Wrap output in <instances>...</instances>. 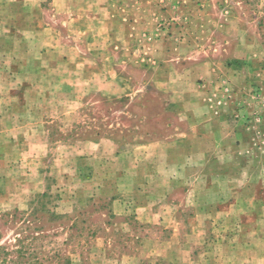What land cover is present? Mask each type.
Wrapping results in <instances>:
<instances>
[{"label": "rangeland", "instance_id": "374dc122", "mask_svg": "<svg viewBox=\"0 0 264 264\" xmlns=\"http://www.w3.org/2000/svg\"><path fill=\"white\" fill-rule=\"evenodd\" d=\"M112 1L122 5L130 0H0V113L6 129L9 116L17 115L20 133L22 126L31 133L30 138H18V152L12 153L18 158L12 163L15 168L4 162L0 170V264H94L100 254L126 252L142 260L152 258L156 264H184L182 252L170 258V252L140 250L156 229L140 224L134 215L126 223L118 222L129 232H107L115 220L108 215L111 203L101 190L86 183L90 179L82 178L99 160L80 154L78 147L97 142L100 134H112L114 144L124 147L138 140L139 131L162 134L169 122L185 129L181 118L168 114L154 118L159 113L154 98L146 99L150 105L145 109L139 99L125 107L121 90L111 85L107 90L109 81L96 83L92 71L99 67L107 78L116 49L128 43L124 35L136 28L129 26L128 10L109 9ZM146 1L154 5L155 0ZM214 1L232 19L227 29L233 37L216 56L225 66L240 62L245 84L233 97L225 94L231 101L227 114L264 143V0ZM168 10L153 8L145 15L146 33L157 32L159 41L177 38L175 31L185 30L182 21L195 14L166 16L152 33L151 19ZM3 141L9 144L3 151L11 157L10 141L14 144L15 139ZM30 145L38 151L34 157ZM106 154L102 150L99 157ZM109 163L117 165V159ZM261 172L257 170L255 177ZM189 211L184 210L185 217ZM109 238L118 250L105 251ZM262 239L264 233L257 238ZM263 246L264 242L258 264H264Z\"/></svg>", "mask_w": 264, "mask_h": 264}, {"label": "crops", "instance_id": "0c3cea01", "mask_svg": "<svg viewBox=\"0 0 264 264\" xmlns=\"http://www.w3.org/2000/svg\"><path fill=\"white\" fill-rule=\"evenodd\" d=\"M111 4L109 9L128 10L129 26L136 28L124 35L128 43L124 49H116L107 78L99 67L92 71L96 83L109 81L107 90L109 85L121 90L125 107L139 99V106L145 109L150 105L146 99L154 98L159 107L154 118L165 114L181 118L185 129L169 122L162 134L139 131L135 135L138 140L124 147L114 144L112 134H96L100 140L78 147L80 154L89 153L91 160H99L82 178L90 179L86 183L101 190L111 203L108 215L115 220L107 232H129L122 223L134 215L140 224L156 229L140 250L170 252V258L182 252L184 264H258L259 247L264 242L257 240L264 233V143H258L252 131L244 130L241 121L227 114L231 101L225 94L233 97L245 85L241 63L231 61L225 66L216 56L232 37L227 29L232 19L214 0ZM153 8H168L170 13L151 19L152 33L166 16L195 14L182 21L185 30H176L177 38L164 42L158 40L157 32L146 33L145 15ZM134 10L138 12L133 15ZM137 41L144 43L137 46ZM3 118L0 113V170L4 162L15 168L12 163L18 158L12 153L18 152V138H30L31 134L28 126H22L24 132L20 133L17 115L9 116L7 129ZM4 137L15 139L14 144L10 141L11 157L3 151ZM102 150L107 154L100 158ZM36 153L30 145V156ZM113 158L117 165L109 163ZM257 170L262 171L258 178L254 174ZM2 180L0 175V186ZM186 208L190 209L187 217ZM161 235L170 238L164 241ZM112 242L107 240L105 251L119 249ZM93 263L156 264L152 258L142 260L127 252L119 256L103 253L94 257Z\"/></svg>", "mask_w": 264, "mask_h": 264}]
</instances>
